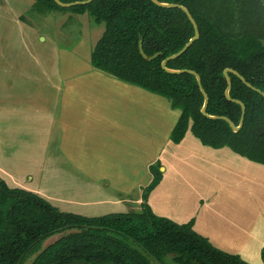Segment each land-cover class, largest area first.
<instances>
[{
	"label": "trees",
	"instance_id": "16d2710c",
	"mask_svg": "<svg viewBox=\"0 0 264 264\" xmlns=\"http://www.w3.org/2000/svg\"><path fill=\"white\" fill-rule=\"evenodd\" d=\"M41 11L87 14L104 32L91 54L94 68L163 97L180 111L170 138L180 144L190 132L204 146L228 148L264 165V0H157L178 4L192 15L200 38L166 67L194 37V27L180 8L151 0H94L63 7L54 0H34ZM86 0H60L68 4ZM152 57L147 61L140 54ZM231 89L225 95V70ZM225 117L239 126L234 132ZM160 166L143 190L142 212L86 217L62 212L39 195L0 182V264H248L215 248L187 224L154 215L149 194L161 181ZM50 239V241L48 240ZM48 242L44 244L46 241ZM31 258L29 261L28 259ZM170 260L171 263H168ZM264 262V249L262 250Z\"/></svg>",
	"mask_w": 264,
	"mask_h": 264
},
{
	"label": "crops",
	"instance_id": "0c3cea01",
	"mask_svg": "<svg viewBox=\"0 0 264 264\" xmlns=\"http://www.w3.org/2000/svg\"><path fill=\"white\" fill-rule=\"evenodd\" d=\"M23 1L25 5H21L19 0H0V15L12 17L10 22L22 26L24 22L20 21L21 16L55 14V11H46L47 14L33 12L35 1ZM82 67V70L73 69L75 73L70 70L75 76L67 78L65 82L59 78L61 83L55 96L56 108L44 115L43 142L45 172L46 169L49 174L53 170H60L63 187L70 181L77 186L85 184L87 194L70 195L57 205L48 200L52 196L48 195L46 179L43 193L19 180H16L18 183L14 188L35 193L62 212L86 217L104 216L108 215L107 212L122 213L120 208L124 212L139 214L142 212L143 190L153 180L149 167L158 164L162 178L148 196V205L158 217L177 224L193 221V230L215 248L239 256L250 264H264V165L228 148L217 150L204 146L190 132L177 145L169 140L167 143L153 141L152 131H157L165 117H173L174 123L168 124V132L173 130L180 111L173 109L169 101L166 109L163 97L119 81L100 72L91 63ZM80 85L85 87L81 89ZM102 90V96L113 93L112 108L105 110V115L113 117L106 118L104 114L94 112V109H101L99 101L86 98V95L97 96V91ZM148 102L153 103L150 109ZM123 109L129 111L130 117H126L127 111L121 114ZM75 110L81 114L83 112L88 121L96 117L97 121L107 122L108 126L120 130L114 133L112 129L109 137H117L116 132H119L130 138L93 140L92 145L100 146L96 151L99 154L91 153L94 150L87 147L83 149L78 131L80 121ZM64 120L71 121L67 122L65 128ZM58 125L59 137L56 130ZM67 126L72 129L69 131ZM66 132L70 134L68 139ZM189 135L196 140H186L190 138ZM152 143L156 144L153 151L150 147ZM50 145H53L54 152L62 156L63 162L59 163L52 156ZM68 161L72 166L66 165ZM2 172L6 173V170Z\"/></svg>",
	"mask_w": 264,
	"mask_h": 264
},
{
	"label": "rangeland",
	"instance_id": "374dc122",
	"mask_svg": "<svg viewBox=\"0 0 264 264\" xmlns=\"http://www.w3.org/2000/svg\"><path fill=\"white\" fill-rule=\"evenodd\" d=\"M19 2L21 5L26 4L23 0ZM15 11L17 12L16 8ZM33 12L47 14L46 11L35 7ZM17 14L20 13L17 12ZM11 19L12 17L3 16L2 13L0 15V182L5 181L10 188H14L18 183L16 180H19L29 188L43 193L46 188V179L48 195L52 196L48 200L58 205L60 200L68 199L70 195L87 194V187L85 184L77 186L73 181L67 182L63 187L60 170H53L49 174L46 169L45 172L44 115L45 112L56 108L55 96L57 87L61 83L59 78L65 82L67 78L75 76L70 70H82L84 68L82 66L91 63V54L103 35L104 26L96 25L87 14L80 16L67 12H55L51 16L24 15L19 18L24 22L22 26L10 22ZM80 87L83 89L85 86L80 85ZM102 93L103 90L97 91V96L86 95V98L98 100L101 109H94V112L105 115V110L112 108L113 93H106L105 96H102ZM163 100L164 107L167 109L169 102L166 99ZM147 105L150 109L153 103L148 102ZM126 111L123 109L121 114ZM74 112L80 121L78 131L82 138L81 147L94 150L91 152L93 154H99L96 151L100 149L99 145H92L93 140H128L130 138L119 132H116L117 137H109L112 129L114 133L120 130L108 126L107 122L97 121L96 117L88 121L83 112L82 114L78 110ZM125 115L130 117L129 111ZM105 117L113 116L106 114ZM67 122L71 121L64 120V128L68 125ZM170 122L174 123L173 117L170 119L165 117L164 123L159 124L157 131H152L151 139L159 140V142L166 141V143L167 140L171 141L172 131L168 132ZM67 129L70 131L72 127L67 126ZM148 129L150 130L149 124ZM56 130L59 137V125ZM68 137L70 134L66 132V138ZM189 137L186 140H196L191 135ZM135 138L132 137V139ZM150 147L153 151L156 144L152 143ZM49 150H53V145H50ZM52 156L59 163L63 162L62 156L57 151L53 150ZM145 156L146 153L142 157ZM86 162L85 160L84 164ZM65 163L72 166L69 161ZM157 166L158 164L151 165L149 169ZM1 167L6 170V173L2 172L4 169ZM159 171L161 172V168ZM175 202L178 204L177 200ZM121 209L119 211L122 213L129 214ZM167 262L171 263L170 260Z\"/></svg>",
	"mask_w": 264,
	"mask_h": 264
},
{
	"label": "water",
	"instance_id": "95a60500",
	"mask_svg": "<svg viewBox=\"0 0 264 264\" xmlns=\"http://www.w3.org/2000/svg\"><path fill=\"white\" fill-rule=\"evenodd\" d=\"M58 5L60 6H63V7H71V6H74V5H86V4H90L91 2H93L94 0H86V1H78V2H74V3H68V4H65V3H62L60 2V0H54ZM154 4L158 5V6H161V7H166V8H180L181 10H183L187 17L189 18V20L191 21L193 27H194V31H195V35L194 37L185 45V47L180 51L178 52L177 54L171 56L170 58L166 59L165 61L162 62V68L167 71V72H171V73H182L184 71H174V70H170L166 67V63L167 61L169 60H172V59H175V58H178L180 57L182 54H184L191 46L194 42H196L199 38H200V32H199V29H198V26L196 24V21L194 20V18L192 17V15L189 13V11L181 6V5H178V4H167V3H160L158 2L157 0H151ZM140 54L142 55V57L147 60V61H151L153 60L157 55H154L152 57H149L147 56L144 52H143V49L142 47L140 46ZM189 73H192L193 75H195V77L197 78V81H198V84L201 88V91L203 93V96H204V105H203V108L201 110V113L207 117V118H210V119H224L226 120L229 125L231 126V128L233 129L234 132H238L241 130L242 126H243V123H244V118H245V106L243 105V103L237 101L240 105H241V108H242V114H241V119H240V123H239V126H235L229 119L225 118V117H214V116H211L209 114H207L206 112V108H207V104H208V97H207V94L204 92V90L202 89L201 87V78L200 76L193 72V71H188ZM228 72H233L235 74H237L236 72L230 70V69H227L225 70L224 74H225V77H226V80H227V89H226V92H225V95L228 99H231L230 96H229V91L231 89V80L229 78V75H228ZM238 75V74H237ZM239 76V75H238ZM241 78L242 81H244V83L251 87L250 84H248L243 77L239 76ZM264 96V94H262Z\"/></svg>",
	"mask_w": 264,
	"mask_h": 264
}]
</instances>
